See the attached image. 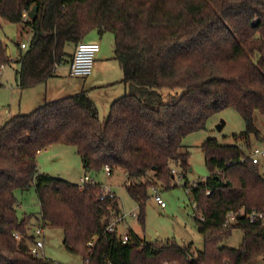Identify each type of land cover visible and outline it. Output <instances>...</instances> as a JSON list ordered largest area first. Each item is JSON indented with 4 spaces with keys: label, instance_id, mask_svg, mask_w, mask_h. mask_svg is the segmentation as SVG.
<instances>
[{
    "label": "trees",
    "instance_id": "obj_1",
    "mask_svg": "<svg viewBox=\"0 0 264 264\" xmlns=\"http://www.w3.org/2000/svg\"><path fill=\"white\" fill-rule=\"evenodd\" d=\"M0 18L30 35L27 50L17 45L19 88L55 77V66L68 62L66 47L93 31L113 36L124 88L103 121L80 92L0 127V264H45L27 252L33 225L61 230L66 251L83 264H255L264 256L258 226L242 216L222 226L230 211L264 210V179L246 154L251 137L260 138L255 115L264 117V0H0ZM6 49L0 40V68L10 64ZM228 108L245 131L232 136L233 145H201L208 176L190 188L194 212L203 217L194 216L201 251L146 243L132 231L122 244L116 231H105L119 210L115 200L99 199V184L80 187L37 169L40 151L64 145L75 148L87 173L122 171L143 224L148 189L169 188L171 163L188 167L183 139ZM31 187L39 214L19 219L14 191ZM234 229L242 233L240 246L220 247Z\"/></svg>",
    "mask_w": 264,
    "mask_h": 264
},
{
    "label": "rangeland",
    "instance_id": "obj_2",
    "mask_svg": "<svg viewBox=\"0 0 264 264\" xmlns=\"http://www.w3.org/2000/svg\"><path fill=\"white\" fill-rule=\"evenodd\" d=\"M21 29V26L9 24L0 18V40L5 43L10 53V64L6 65L0 73V127L6 120L14 116L30 114L45 102L57 101L74 95L76 92L74 88L78 85V80L68 78L67 67L63 65L56 69L57 77L33 89L20 90L14 79V71L19 68L16 63L19 53L17 45L27 44L30 38V35L22 32ZM84 41L98 43L100 55L107 58L113 57V36L111 34L105 33L100 37L96 31H93ZM70 58L71 54L68 61H70ZM107 71L113 82L122 80L120 66L115 60L111 59L109 61ZM121 89L122 85L117 84L110 90H100L92 93L91 97L97 108L100 121L107 117L111 103L123 95V93H119ZM221 122L224 125L221 130H218L217 126ZM255 125L260 131V138L251 137L250 149L246 151L248 156L254 147L264 148V117L256 114ZM244 131L245 124L242 118L236 111L228 108L211 116L203 130L187 135L183 139L182 150L187 153L188 167L183 171L180 163H171L170 168L173 178L170 180L169 188L162 187L158 183L148 189V199L144 205L143 224L137 221L138 207L126 192L124 183L127 179L122 171L115 170L109 177L103 173L102 169L87 173L82 168V160L77 155L75 148L64 145H54L42 151L37 156L36 162L39 171L50 175V177L79 185V179L88 174L96 183L107 185L118 199L120 215H126L119 228L120 233L130 228L143 242L164 243L172 241L180 247L192 244L193 251L196 252L202 250L203 240L195 226L190 188L197 182L204 181L208 176L204 164V155L200 147L208 139H215L221 145H233L232 136L241 134ZM258 166L264 179V160H261ZM172 171H174V174ZM148 176L149 178L152 177V175ZM154 196L161 198L165 205L164 209H161L154 202ZM14 197L17 203L16 214L19 219L30 215L38 216L39 205L33 187L26 191L15 190ZM32 227L27 229V235L32 231ZM43 240L44 260L48 261L49 264H83L81 257L71 255L66 251L61 230L46 227ZM241 242V231L234 229L230 237L220 243V247L236 249ZM262 258L255 264H264Z\"/></svg>",
    "mask_w": 264,
    "mask_h": 264
},
{
    "label": "built area",
    "instance_id": "obj_3",
    "mask_svg": "<svg viewBox=\"0 0 264 264\" xmlns=\"http://www.w3.org/2000/svg\"><path fill=\"white\" fill-rule=\"evenodd\" d=\"M20 48L22 50H27L28 48V43H22L20 45ZM100 50L99 44L96 42H80L75 45L74 51L71 56V60L67 64V74L71 78H79V79H85L89 77L92 73L95 57L98 54ZM60 66H55L56 69H58ZM4 67L1 66L0 68V73L1 70ZM249 160L251 161L252 164L258 165L261 160H264V148H258L254 147L250 155L248 156ZM103 173L109 177L111 176L112 172L108 167H104L102 169ZM174 174V171H172ZM98 183H96L94 180H92L88 174H85L79 179V186H96ZM127 186L128 184L125 183ZM111 199L115 200L118 203V199L116 195L111 191V189L107 185L99 184V199L101 201L105 199ZM154 202L161 208L164 209L165 205L161 198L159 196H154ZM193 210H195V205L193 204ZM194 216H197L199 220L203 221L202 215L195 213ZM237 216H242L244 217L250 224L258 226L261 230L264 231V210L260 211H251L249 213H245L243 210H239L237 212H228L225 215V219L223 222V227L227 228L230 225L234 224L236 222V217ZM126 218L125 214L119 213L117 217H115L110 224L107 226L105 231L107 233H113L116 231V228L121 225ZM44 232H45V227L42 225H36L32 227V231L28 235L29 238H31L30 241H27V252L28 254L37 259H44ZM117 232V231H116ZM15 240H20V236L18 234L13 235ZM120 242L122 244H125L129 241L127 234L124 235H118ZM96 241V237L92 238L91 241H89L86 246L88 248H92L94 243ZM88 263V260L85 261Z\"/></svg>",
    "mask_w": 264,
    "mask_h": 264
},
{
    "label": "crops",
    "instance_id": "obj_4",
    "mask_svg": "<svg viewBox=\"0 0 264 264\" xmlns=\"http://www.w3.org/2000/svg\"><path fill=\"white\" fill-rule=\"evenodd\" d=\"M97 33V32H96ZM103 34H105V33H102V34H98L97 33V35L98 36H102ZM88 37V36H87ZM86 37V38H87ZM85 38V39H86ZM3 42V41H2ZM3 44L5 45V43L3 42ZM74 47L75 46H72V45H69V46H67L66 47V49H65V52L67 53V54H71V56H72V53H73V51H74ZM71 49V51H69ZM8 50V49H7ZM9 57H10V53H9ZM114 60L113 59V57L112 58H107V57H105V56H102V55H100V50H99V52H98V54L96 55V57H95V61H94V66H93V71H92V73H91V75L89 76V77H87V78H85V79H79V78H71V77H69L68 76V74H67V76H68V78H71V79H76V80H78L77 82H78V85L76 86V88H74V91H76L75 92V94H77V93H80V92H85L86 93V95H87V97L93 102V100H92V97H91V95H92V93H94L95 91H100V90H110V88H113L114 86H116L117 84H121V81H119V82H113V80L111 79V77L109 76V74H108V71H107V64H109V61L110 60ZM70 60H71V58H70ZM116 61V60H115ZM69 62V61H68ZM68 62H66V63H64L63 65H66V67H67V64H68ZM117 62V61H116ZM118 63V62H117ZM119 64V63H118ZM63 65H61V66H63ZM60 66V67H61ZM16 72H17V70H15L14 71V79L16 80V83H18V81H17V77H16ZM58 76V74H57V70H55V77H57ZM55 77H53V78H55ZM52 79V78H51ZM50 80V79H49ZM48 81V80H47ZM46 81V82H47ZM45 82V83H46ZM42 84H44V83H42ZM40 85V84H39ZM39 85H37V86H39ZM122 85V84H121ZM37 86H35V87H37ZM0 87H1V84H0ZM19 87V86H18ZM35 87H33V88H35ZM33 88H29V89H33ZM20 90H26V89H21V88H19ZM120 94L121 93H124V88H123V86H122V89H121V91L119 92ZM74 94V95H75ZM94 103V102H93ZM8 120H6V122H7ZM3 124V123H2ZM1 124V125H2ZM52 146H54V145H52ZM52 146H50V147H48L47 149H49V148H51ZM47 149H45V150H47ZM45 150H43V151H45ZM41 152L42 151H40L38 154H37V156H39V154H41ZM37 156H36V159H37ZM82 168H83V165H82ZM37 169H38V163H37ZM38 171H39V169H38ZM39 173H41V174H44V175H48V174H46V173H42V172H40L39 171ZM123 173V172H122ZM124 174V173H123ZM112 175V174H111ZM48 176H50V175H48ZM125 176V175H124ZM98 184H100V183H98ZM120 226L121 225H119L117 228H116V231H117V234L119 235H124V234H127V232L128 231H132L130 228H128V230H126L125 232H123V233H120L119 232V228H120ZM133 232V231H132Z\"/></svg>",
    "mask_w": 264,
    "mask_h": 264
},
{
    "label": "water",
    "instance_id": "obj_5",
    "mask_svg": "<svg viewBox=\"0 0 264 264\" xmlns=\"http://www.w3.org/2000/svg\"><path fill=\"white\" fill-rule=\"evenodd\" d=\"M35 11H36V7H33L32 10L28 13V17L32 20L35 17ZM6 54L7 57H9V51L6 49ZM223 122L220 123V125L217 126L218 130H221V128L223 127ZM83 162V161H82ZM262 261L264 262V256L262 258ZM45 264H49L48 261H45Z\"/></svg>",
    "mask_w": 264,
    "mask_h": 264
}]
</instances>
